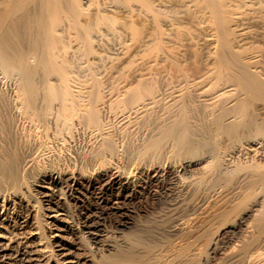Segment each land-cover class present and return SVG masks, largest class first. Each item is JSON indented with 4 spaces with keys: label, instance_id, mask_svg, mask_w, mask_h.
Wrapping results in <instances>:
<instances>
[{
    "label": "bare ground",
    "instance_id": "6f19581e",
    "mask_svg": "<svg viewBox=\"0 0 264 264\" xmlns=\"http://www.w3.org/2000/svg\"><path fill=\"white\" fill-rule=\"evenodd\" d=\"M80 1L0 0V68L5 72L19 74L20 90L14 95L12 102L9 100L11 104L2 97L0 98V264H200L192 244L178 248L171 254H168L169 250L165 247L155 248L150 241L139 234L145 233L144 225L133 224L126 219L119 224V230L112 232L106 226L105 217H98L95 220L90 216L83 215L81 219H76L69 213L63 194L58 189L65 188L70 194L85 187L87 189L93 187L97 190L115 189L128 192L131 196L144 188V182H158L159 180L161 182L164 176H169L171 186L169 184L170 188H166L164 194L159 196L162 201L166 200L173 190L178 194L182 191L187 192L190 187L194 186V183L198 181V171L203 170L202 163L206 161L207 153H211L210 157H215V160L219 161L217 162L219 163L218 167L223 170L231 167L235 159L252 158L259 150L264 149V68L261 64L264 54L256 50L255 47L248 46L251 39L264 37V0H122L123 9L127 12H134L135 15L133 13L132 15L136 16L138 27L130 26L132 28L127 27V29L130 32L134 31L138 47L144 42V39H141L144 29L141 28L142 19H144L142 15L149 14L150 16H147L149 19L151 18L150 21L157 25L153 28V30L157 28V33H155L156 30L153 34L150 32L146 36V42H154L163 34L169 37L170 33L168 34L167 31L175 28L178 30L182 23L180 22L178 25V20L184 18L191 23H196L198 32L202 33L203 37L199 46L204 45L207 48L204 72H201L202 74L197 79H191L192 85L189 83L190 78L188 79L187 73L179 69L178 55L164 51L165 54L162 52L156 55L154 63L152 62L153 72L150 71L156 76L155 74L159 73V66H161L159 63L169 62L174 65L176 71L179 69L180 73L178 74H182L184 77L182 85L177 86L178 83L174 84L173 82V85L167 83L156 86L157 82L154 84L139 81L137 84L135 83L134 87L130 85L127 90L121 88L124 90L121 95L124 98L119 100L115 97L123 105L121 110L114 113V116L120 118V121L128 120L131 114L138 112L142 114L141 111H148L147 109L158 106L166 97L172 98L168 107L176 106L175 113L173 109V112L170 111L171 109H168L169 113L166 111L168 117H159L162 114L164 116L165 113L162 111L164 109L160 110L162 114L159 113V116L155 113L160 118L156 119H159V122L163 119V122L151 123L152 126L154 124L156 126L152 127L153 130H147L148 133L144 137H147L146 140L149 139L145 140L143 146L140 145L142 147L140 150L138 149L136 155L134 154L135 159L131 158L133 161L131 166H128L130 165L129 162H126L128 160H123L124 154L119 153L120 148L118 149L115 144L118 141L114 142L116 137L113 138L111 133L105 132L102 128L104 125H101L98 115L100 106L97 107V104L102 101L103 104L108 103L105 102V99L102 100L101 83L94 82L91 86L90 83V87H79L73 91L70 89L69 80H66L67 60L63 59L65 55L62 56V53L67 45L64 43L62 32L74 29L78 38L87 43L92 39L95 28L97 30L99 24L107 23L110 20L107 15L100 14L98 11L86 12L85 8L80 6ZM91 1H95L96 5H98L97 2H101V0H85L86 3H91ZM64 19L67 21H65L66 24L64 23L65 28L61 27V22H64ZM146 19L148 20V18ZM196 37L198 38V36ZM190 40L193 41V36ZM194 40L196 39L194 38ZM196 43L194 41L195 45ZM54 73L60 76L62 80L60 84L51 82V75ZM183 77L179 79H183ZM206 78H212L210 83L217 82L219 88L213 89L214 91L211 93L207 90L208 87L206 88L210 96L207 100L203 98L206 101L210 100L205 103L208 111L205 110V113L203 111L204 114L199 113L202 114L199 117L200 123H195L194 121H197L198 117L194 112V115L190 113L187 104L189 94L187 89L183 91L182 87L188 89V85L191 86V89L193 86L198 87ZM114 86L116 90H119L117 84ZM167 88L170 89L169 93L165 92ZM116 90L111 91L115 92ZM204 92L205 90L202 93ZM120 94L115 95L119 96ZM112 98L110 97V99ZM255 101L262 102L263 107L260 111H258L259 108L258 110H249ZM112 108L115 107H109V110L112 111ZM116 113L119 114V117ZM148 115L142 117H148ZM139 117L141 118V115ZM147 117H145L146 120ZM74 120L88 126L91 129L89 133L98 139L99 146L97 145L98 151L95 154L98 160L92 162V159L91 163H85L79 167L69 165L61 166V168L51 167L47 172L41 171L40 173L39 171L33 176L32 170L39 164V154L41 156V151L44 153L43 150L48 147V142L42 140L44 135L49 133L45 132L46 123L67 124L71 122L74 124ZM140 120L138 121L140 122ZM146 122L150 123V120ZM13 124H15V128H13ZM24 124L29 126L27 133L22 127ZM129 125L132 129L131 124ZM73 126L77 127L75 124ZM79 126L81 128L83 125ZM149 126L151 127L150 124ZM46 127L48 126L46 125ZM122 128L124 129V127ZM123 129L117 133L116 128V134H113L116 136L130 135L129 131ZM196 129L202 130L200 138H195L198 136L194 134ZM54 135L56 136L57 133H53L52 139L57 137ZM131 135L135 138L134 134ZM141 135L143 136L142 133ZM64 137L62 136L61 139ZM220 137L225 138L227 142V144L223 142V145L226 144V148L221 150H219V146H215ZM142 141L140 142L143 143ZM168 144L174 155L172 157L180 156V161H165L167 164L162 166L160 160L166 157L169 151ZM219 145L221 144L219 143ZM21 147L22 149L24 147V152L21 151ZM123 149L125 148L123 147ZM91 150L93 149L91 148ZM196 154H201L200 157L197 156L196 161L185 160V158ZM181 155H184L182 156L184 159H181ZM166 160H168L167 157ZM251 164L241 167L245 171L242 180L246 181L248 190H260L262 193H259L262 195L259 201L262 204L260 214L253 219V222L240 227L239 234L232 235L228 239L227 246L223 247L221 240L216 241L214 251L219 255V258L217 260L213 257L205 259L203 264H264V165ZM181 171L188 175L183 176ZM207 176L211 178V175ZM47 181L50 187H46ZM31 187H33V192L39 194L43 208L45 207L44 209L47 211L46 220L43 223L39 218V209L36 206L37 198L29 192ZM38 190H45L46 193ZM22 210L24 214L18 215V212ZM130 226L134 227L131 234L123 235L120 231L121 228H130ZM44 228L48 231L47 235L44 233Z\"/></svg>",
    "mask_w": 264,
    "mask_h": 264
},
{
    "label": "rangeland",
    "instance_id": "374dc122",
    "mask_svg": "<svg viewBox=\"0 0 264 264\" xmlns=\"http://www.w3.org/2000/svg\"><path fill=\"white\" fill-rule=\"evenodd\" d=\"M104 1L101 0L100 3L97 2L98 5H96L95 1H91V3L90 2L86 3L85 0L80 1V6L85 8L86 12L92 13V12L98 11V13H100V14L102 13V14L107 15L110 20H108L107 23L99 24L97 27V30L95 28V30L92 33V39H90V41H88L89 43L81 41L82 39L78 38L77 34L74 33L75 32L74 29H73V31L70 29L64 30V32H62V36H63L64 43L67 45V47H66L67 51H66V49H64L62 56L64 54L65 56H63V59L65 58V60H67L66 80L67 81L69 80L68 83H70L69 86H70L71 90H73V91L77 90V89H79V87H90L92 85V83H94V82H97L99 84L101 83V90H102L101 92L104 94L103 95L102 93H100V94H102L101 95L102 100L105 99V102L110 104V105L103 104L102 103L103 101L97 104V107H98V105L100 106V107H98V110H99L98 115L100 117L99 119H100L101 125L102 126L104 125V127H102V128L105 132L111 133L113 135V138H114V136L116 137V138H114L115 139L114 142L118 141L115 144L117 145L118 149L120 148V150H121V151L119 150V153L121 154V152H122V154H124L123 160H125V161L128 160L126 162H129L130 165H128V166H131L133 164L132 159H135V155H136L138 149L140 150V148L149 139L148 138L146 140L147 137L146 138L144 137V135H147L146 133H148L147 130H149V131L153 130L152 127L156 126V124L162 123L163 119H161L162 121L160 120V122H159V119H160L159 117H161V118L166 117V116L168 117V115L166 114V111L169 113L168 109L169 110L171 109L170 110L171 112H173V110H174V113H175V109H176L175 107L176 106L175 107L174 106L168 107L170 105L169 103L172 102V101H170L172 98L166 97L158 106L156 105L158 108L156 106H154L152 108L147 109L148 111H146V110L141 111L142 114H140L139 112H138L139 114L138 113L133 114V115L131 114V116H129V118H128V120L130 118H133V117L135 119H130L129 121L127 119H125V121H120V118H116V116H114L115 112H118L119 110H121L123 108L122 103L117 101V100L118 99L121 100L122 98H124L121 96V95H123L122 93H124L123 91L130 88V85H131V87H134L139 81L145 82V83H154V84H156V82H157L156 86H158L160 84H162V85L167 84V83L172 84L173 82H174V84H176V82H177L178 84H176V85L179 86V85H182V83H183L182 80H184V77L182 76V74H178V73H180V71H185L187 73V75L189 76L188 79L190 78L189 83L192 81L191 79H193V78L197 79L198 76H200L204 72L203 71L204 65H205L204 61H205V55H206L207 48L204 45L199 46V45H201V42H202L201 40L203 37H202V33L200 34L198 32V29H197L198 26H196V23L195 22L191 23V21H188L184 18H180V20H178L179 21L178 25L180 24V22H182L180 24V28L178 27V30H176V28H175V29H172L171 31H167L168 34L170 33L168 35L169 37H166L167 35L163 34L164 36L163 35L160 36L159 39L154 41V42H146L145 41V40H147L146 36H148V34L150 32L153 34L154 31L157 29V28H155L153 30V28L157 27V25H155L156 23L153 24L154 22L152 23V21H150L151 18L149 19V17L147 16L149 14L142 15V18H144V19L141 18L142 19L141 28L143 27L144 29L142 28L143 30H142V38L141 39L142 40L144 39L143 40L144 42H142L141 43L142 45L140 47H138L137 46L138 44L136 42L137 40L135 39L136 37H135L134 31L131 30V32H130V30L128 31V29H127V27H130V26H132L133 28L138 27V25L136 24L138 22H137L136 16H134L135 15L134 12H127L126 10H124L122 7V0H104ZM132 13L134 15H132ZM146 18H148L149 21ZM65 21L66 20L64 19V22L63 21L61 22V27H63V28H65V25H64ZM110 25H112V26H110ZM127 25H129V26H127ZM159 26H160V24L158 23V27ZM132 27H130V28H132ZM67 31H69L71 34ZM65 32H66V34H65ZM67 33H69V34H67ZM132 33H134V34H132ZM155 33H157V30L155 31ZM183 33L185 34L186 37L184 36ZM64 35H69V36L66 37ZM192 36H193V41L190 40L192 38ZM196 36H198V38ZM163 37H166V38L164 39ZM169 38H171V39H169ZM194 38L196 40H194ZM162 39H164V40H162ZM174 39H176V40H174ZM165 40L167 41V44H166ZM189 40H190V42H187ZM199 40H200V43H199ZM194 41L197 42L196 45L194 44ZM184 43H185V45H184ZM197 44H198V46H197ZM192 45H193V47H192ZM248 46L255 47L256 50H259V52L264 54V37L251 39L248 42ZM167 48H168V51H167ZM260 50H262V51H260ZM164 51L166 53L170 52L172 55L174 53L178 55L177 60H178V63L180 64L179 65L180 71L178 72L179 69L176 71V68L174 67V65L170 64L169 62H160L159 65H161V66L158 65L159 66V73L155 74L156 76H154L152 72H153V67H154L153 63H154L155 57L157 54L159 55ZM165 52H164V54H165ZM194 53H197L198 56H197V54L195 55ZM67 55H68V58H67ZM142 57H143V59H142ZM246 57L248 58L249 56L247 55ZM68 59H70V60H68ZM262 59L263 60H261L262 61L261 64L264 68V62H263L264 61V55H263ZM32 62H33V60H32ZM16 73L17 72H8V71L5 72V71H3V69L0 68V98L2 97L6 102H9V103H10L9 100H11V102H12L14 95L20 92L19 85H18L19 84V74L18 73L16 74ZM55 74L56 73L51 75V82L52 83L55 82V84H57V83L60 84L62 82V80L58 74H56V75ZM182 77H183V79H179ZM57 79L60 81H58ZM210 79H212V78H206L205 80H203V82H202L203 84L202 83H201L202 85L200 84L201 86L200 85L198 87L193 86L192 87L193 90L190 88L191 87L190 85L187 86V87H189L190 90L188 88L182 87L183 91H184V89H187L186 91L189 94V97L191 95L190 98L187 97L188 108H189V111L192 115H194V113H195V116L198 117V120H199V117L202 116V114H204L206 111H208V107L206 106L205 103H208L210 101V100L206 101L208 99V97L210 96L209 93L213 92L216 88H219V87H217V82L210 83ZM93 80H95V81H93ZM86 82H88V83L85 84ZM89 84H90V86H89ZM108 84H110V86L112 85L113 87L111 86V88H110V86H108ZM115 84L118 85L117 88L119 90H116V87L114 86ZM184 84H185V82H184ZM121 85H124V86H121ZM73 86H76V87H73ZM125 86H126V88H125ZM207 87L211 90H209ZM121 88L124 90H122ZM206 88L209 91V93H207L208 91L206 90ZM106 89H107V92H106ZM109 89H110V91H108ZM113 89L116 90L115 92L113 91L115 94H120V93L121 94L119 96L115 95L111 91ZM168 90H170V89H168V88L165 89V92L169 93ZM204 90H205L204 93H207V94L202 93ZM116 92H118V93H116ZM192 93H194L195 95ZM105 95H107V96H105ZM113 96H114V98H112ZM124 96H125V94H124ZM193 96H194V98H193ZM110 97L112 99H110ZM115 97L118 99L116 100ZM107 99H109L112 104ZM190 99H191V101H190ZM111 100H115L117 102V104L115 101L113 102ZM194 100H196V101H194ZM113 103H114V105H113ZM255 103L259 104V105H256ZM102 104L105 106H103ZM53 105H54V103H53ZM116 105H118L119 107L117 106V108H116ZM165 105H167V106H165ZM113 106L116 109L114 108L115 109L114 110L112 108V111H113V113H112L111 109L109 110V107H113ZM262 107H263L262 102H260V101L256 102L255 101V102H253V104L251 105L249 110L250 111H252L253 109L258 110V108H259L258 111H260V109H262ZM162 109H164V110H162ZM160 110H162L163 113H165L164 116H162L163 114H162V112L160 113ZM144 111L148 112V113H145ZM203 111H204V113H203ZM105 113H108V114H105ZM155 113H157L158 116H159V113L162 115H160L158 117L157 114H155ZM174 113H172V114H174ZM196 113H198V114L196 115ZM199 113H202V114H199ZM109 114H110V116H107ZM116 114H117V117H119L118 116L119 114L118 113H116ZM146 114L147 115L149 114L148 117L144 116V118H143L142 116L146 115ZM140 115H141V118L139 117ZM145 117H147V120ZM154 118L155 119L159 118V119L155 120ZM136 119H138V120L141 119V120L139 122ZM148 120H150V123L146 122ZM198 120L194 121V122L200 123V120H199V122H198ZM77 122L78 121L74 120V124L77 127L73 126L74 124L73 123L71 124V122H68L67 124H65V123L62 124L61 122H58V123L56 122L57 124H55V122L54 123L53 122L52 123H49V122L46 123V125L48 127H46V125H45V130H46L45 132H46V134L48 132L49 133L47 135H44L45 137H43L42 140L46 141V143L48 142L47 143L48 147H46L43 150L44 153H42V151H41V156L39 154V156H38L39 164H38V166H36L32 170L33 176H35V174L38 173L39 171H40V173H41V171L47 172L48 170L51 169V167L52 168H57V167L61 168V166L65 167L67 165H69L71 167H73V166L79 167V165L81 166V165H84L85 163H89V162L91 163L92 159H93L92 162H95L98 160V158L95 156L96 152L98 151L97 149L99 146L98 145L99 143L97 142L98 139L94 138L89 133L91 129H89L88 126L84 125L83 123H79V122L77 123ZM135 122H136V124H135ZM128 123L131 124L132 129H130V125ZM151 123L152 124L156 123V124H154L152 126ZM68 124L70 125V127ZM147 124H148V129H147ZM149 124L151 125V127L149 126ZM79 125H83L84 127L81 126V128H80ZM12 126H13V128H15V124H13ZM127 126H129V127H127ZM22 127H24L25 133H27L29 131V128H28L29 126L27 124H24ZM122 127H124V129ZM149 127H150V129H149ZM25 128H27V129H25ZM65 128H66V130H65ZM111 128H114V129L112 130ZM116 128L118 130V131L116 130L117 133H119L120 130L123 129L125 131H129L130 135L134 134L135 138L133 135H131V137H130L129 134L124 135L125 137L121 136V135L116 136L115 135L116 134L115 133ZM119 128H122V129H119ZM88 129H89V131H88ZM127 129H129V130H127ZM143 129L146 131H144ZM69 130L71 132H73L74 135ZM142 130H143V132H142ZM131 131L132 132L136 131L135 132L136 134L132 133ZM138 131H139V133H138ZM199 131H200V129L195 130L194 134L198 135V136H195V138L196 137L200 138L202 136V132H201L202 130L200 132ZM68 132H70L71 134ZM140 132L143 134V136L141 135ZM53 133H57V135H56L57 137L54 135V137H56V138L52 139L51 136H53ZM113 133H115V134H113ZM58 135H59V137H58ZM69 135H72V136L70 137ZM89 135H91V136H89ZM205 135H206V133H205ZM62 136H65V137L63 139H61ZM132 136H133V138H132ZM136 136H137V139L139 137L138 140L136 139ZM220 138H219V142L216 143V145H215V146H219V150L226 148L225 145L227 144L225 138H223V137L221 139ZM59 139H60V141H59ZM117 139H120L121 141H119ZM142 139H143V141H142ZM63 140H65V141H63ZM139 140L142 141L143 143H141ZM129 141H130V143H129ZM131 141H134V142H131ZM57 142L59 144L60 143H62V144L59 145ZM123 142H126V143H123ZM223 142H225L226 144L223 145ZM120 143H122L126 146H124ZM219 143L221 145H219ZM118 144H120V145H118ZM140 145H142V146H140ZM137 146H138V148H137ZM168 146H169V148H168L169 151L166 154V157L168 160H166V157H164L163 159L160 160L161 162L159 161L160 163H162L161 164L162 166L163 165L165 166L167 164L166 162L180 161V156L179 157L178 156L172 157L174 155L170 151V145L169 144H168ZM227 146H229V145H227ZM123 147L125 149H123ZM91 148L93 150H91ZM94 148H96V149L94 150ZM215 148H217V147H215ZM51 150H52V152H51ZM21 151H23V152L25 151L24 147H23V149L21 147ZM60 152H63V153H60ZM46 153H48V154H46ZM49 153H50V155H49ZM87 153H89L90 156ZM92 153H94V154H92ZM126 153H128V154L130 153V155H128ZM200 155L196 154L195 155L196 157L194 155H192L190 157L185 158V160L190 159L192 162H194L198 159V157H200ZM54 156H55V158H52ZM132 156H134V157H132ZM182 156H184V155H181V159L182 158L184 159V157H182ZM205 156L207 157L206 161H204L202 163L204 171L203 170L201 171V169H200V171H198L199 172V174L197 175L198 181L196 183H194V186L190 187V190L188 189L187 192L182 191V192H179L178 194L175 192V190H173V192L170 194L172 196L169 195L166 200H162V201L160 200L161 197H159V196L164 194V191H166V188H168V187L170 188V186H171V184H170L171 180L169 179L170 178L169 176H164V178L162 179L163 181H161V182H159L160 180L158 182L157 181H146V182H144V184H145V186L143 184L144 188L143 189L141 188L136 194H132L131 196L128 192H124L121 190H115V189H109V190L108 189H98L97 190L93 187H89L88 189L85 187L83 189H80L79 190L80 192L78 191V192L73 193V194L72 193L70 194V192H67V190L65 188L58 189V191H60L63 194V197L65 199L64 201H65V204H66V207H67L69 213L72 216H74L76 219H81L83 217V215L90 216L92 219H95V220L98 219V217L99 218L105 217L106 218L105 219L106 220V226L112 232L119 230L120 229L119 224H121V222L126 220V219L129 222H132L133 224L144 225L145 233L143 232V233H139V234H141L148 241H150V243L153 244L155 248H164L165 247L166 249L169 250L168 254H171L172 251L175 252V250H177L178 248H181V247L184 248L187 244H192V246L195 248L194 252L196 253V257L198 258L200 264H203V261L205 259L213 257L214 259L217 260V258H219V255L214 251V246H215L216 241L221 240V245L223 247H225V245L227 246L228 241H229L228 239L232 235L237 236L239 234L238 232H239L240 227H242L246 223L253 222V219L259 216L260 210L262 209V204H261V202H259L262 198L261 197L262 195H260L262 193H260V190H252V191H250V189L248 190V188L246 186V181L242 180V177H243V174L245 173V171L242 170L241 167L250 166L251 163H252L251 165H253V164L264 165V149L259 150V152L257 154H255L254 157H252V158L248 157V158H244V159H241V158L237 159V160L235 159V162L233 163L234 166L232 165L231 167H228L227 169H223V170H220L218 167L219 163H217V162H219V161H217V159L215 160V157L214 158L210 157L211 153H207V155H205ZM87 157H90V158H87ZM95 158H96V160H95ZM177 158H178V160H177ZM85 159H89V160L86 161ZM208 159L210 160V162ZM250 160H252V161H250ZM82 161H84V162H82ZM212 162H213V164H212ZM211 167H212V170H211ZM215 168H217V169H215ZM241 170L243 171V173L241 172ZM200 172H204V173L200 174ZM181 173H183V172L181 171ZM187 175H188L187 173H183V176H187ZM207 175H211V178H210V176H207ZM205 176H206V178H205ZM211 179H213V180H211ZM46 183H47L46 187H50V185L48 184L49 182L47 181ZM169 184H170V186H169ZM194 187H195V189H194ZM235 188H236V191H235ZM194 190H196V191H194ZM38 191L46 193L45 190H38ZM29 192L32 195L34 194V197L37 198L38 203L36 204V206L39 209L38 210L39 211V218H40L41 222L43 223L46 220L47 211H46V209H44L45 207L43 208L42 199H40L38 193L33 192V187L29 188ZM115 197H117V198H115ZM177 197H179V198H177ZM22 214H24L23 210L18 212V215H22ZM133 228H134L133 226H130V228H121L120 231L122 232L123 235L128 236L129 234H131L132 230H134ZM44 233H45V235L48 234V231L45 228H44Z\"/></svg>",
    "mask_w": 264,
    "mask_h": 264
}]
</instances>
